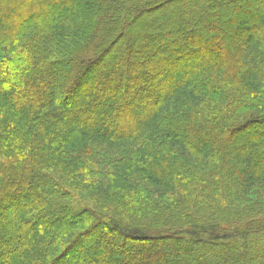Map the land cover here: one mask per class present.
I'll list each match as a JSON object with an SVG mask.
<instances>
[{
    "label": "trees",
    "instance_id": "obj_1",
    "mask_svg": "<svg viewBox=\"0 0 264 264\" xmlns=\"http://www.w3.org/2000/svg\"><path fill=\"white\" fill-rule=\"evenodd\" d=\"M26 1L0 0V264H264V0Z\"/></svg>",
    "mask_w": 264,
    "mask_h": 264
},
{
    "label": "rangeland",
    "instance_id": "obj_2",
    "mask_svg": "<svg viewBox=\"0 0 264 264\" xmlns=\"http://www.w3.org/2000/svg\"><path fill=\"white\" fill-rule=\"evenodd\" d=\"M1 1H3V0H1ZM5 1V3H6V0H4ZM29 2V0H27L24 4H27ZM221 2H223V1H221ZM178 9V8H177ZM48 11H50L51 9H47ZM147 16V14L145 15V17ZM43 18V17H42ZM248 21H249V25L250 24H255V23H258V20L256 19V18H254L253 16L250 18V19H248ZM232 25H234V24H232ZM231 25V26H232ZM8 27H9V25H7ZM227 34H228V36L229 37H232V38H234V40H236L237 42L239 41V40H241L242 39V36L240 35V36H235V34H234V31H233V29H228L227 30ZM120 44V49H119V51H117V49L115 48V50H114V52L117 54V56L119 57V55H121V50H122V46H124V43H125V37L119 42ZM228 46V44L226 45V47ZM222 53H223V51H221ZM219 53L220 52H216V51H214L211 55L209 54V56H211V58L212 59H216L217 58V56L219 55ZM221 53V54H222ZM189 73H191L190 71H189ZM188 73V78L190 77V75L191 74H189ZM173 80H175V78H171L170 79V81H168L167 83H165V85L163 84V85H159V87H160V89H163V90H166V89H168L174 82L177 84V82L176 81H174L173 82ZM141 85V84H140ZM139 85V86H140ZM143 85V84H142ZM60 84H56V86H55V88H56V90H55V94L53 95V97H52V99H54V100H58L59 99V97H61V93H60ZM146 86V85H145ZM89 88H87L85 91H87ZM137 90V94H135V96H137L138 95V93H140L141 92V89H140V87L138 88V89H136ZM133 93V92H132ZM77 93H75L74 94V96L73 95H71V96H69V100H67L65 103H64V105H62V107H63V112L64 113H67L68 111H72V110H74L75 109V107H76V103H75V101L78 99V95H76ZM103 106H108L109 107V101H104V103L102 104ZM65 116H66V114H65ZM81 117H82V115H81ZM78 118H80V116L78 117ZM93 130H98L99 128H101V125L100 124H98V125H93ZM248 128H245V129H243L238 135H237V138H239L240 139V137L242 136V137H244V136H249V135H246V131H248L247 130ZM241 137V138H242ZM253 155L255 154L256 155V157H257V159H259V160H264V150H263V147H257L256 148V150H254L253 152ZM10 220H11V218L9 219H7L6 221L8 222V223H10ZM14 220V219H13ZM86 251L88 252V253H90V249H87L86 248ZM79 254H80V252H77L75 255H73L71 258H70V260L66 263V264H78V263H81V260H79ZM63 264V263H62Z\"/></svg>",
    "mask_w": 264,
    "mask_h": 264
}]
</instances>
